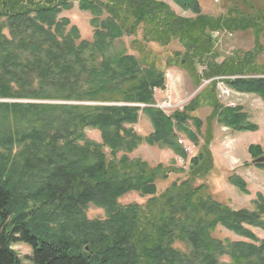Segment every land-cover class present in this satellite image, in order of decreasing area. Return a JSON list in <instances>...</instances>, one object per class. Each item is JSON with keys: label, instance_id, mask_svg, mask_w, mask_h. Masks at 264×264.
I'll list each match as a JSON object with an SVG mask.
<instances>
[{"label": "trees", "instance_id": "1", "mask_svg": "<svg viewBox=\"0 0 264 264\" xmlns=\"http://www.w3.org/2000/svg\"><path fill=\"white\" fill-rule=\"evenodd\" d=\"M174 1L194 16L178 17L151 0H0V100L61 103L0 102V264H26L17 245L30 250V264H264V239L252 231L264 232L263 195L254 194L250 209L233 210L207 184H196L213 167L214 124L236 134L258 130L241 107L218 103L215 79L264 104V16L235 10L214 18L193 9L194 0ZM74 2L92 17L90 42L57 19ZM140 28L130 47L138 57L113 50L114 41ZM247 30L253 49L217 61L212 34ZM173 40L183 53L167 66L183 70L196 88L210 83L166 116L152 106L153 90L165 80L146 46ZM204 106L211 113L201 121L195 113ZM140 115L151 128L145 136L134 129ZM86 130L98 132L100 142L88 140ZM181 135L194 146L200 136L204 141L187 171L130 158L147 145L186 160ZM247 154V166L264 173L261 146L249 145ZM180 174L182 181L157 194L156 183ZM227 182L250 195L239 176ZM131 193L145 203L121 204ZM91 206L104 218L88 219ZM218 227L240 240L215 238Z\"/></svg>", "mask_w": 264, "mask_h": 264}, {"label": "rangeland", "instance_id": "2", "mask_svg": "<svg viewBox=\"0 0 264 264\" xmlns=\"http://www.w3.org/2000/svg\"><path fill=\"white\" fill-rule=\"evenodd\" d=\"M158 3L164 4L168 9H170L175 15L182 18H191L194 16L189 11H183L185 7L178 5L174 0H151ZM195 4L193 9H200L201 14H206L211 17H226L232 14L235 10L248 17L264 16V0H194ZM182 4L188 5L189 2L182 0ZM72 7L68 11H62L57 19L65 18L69 21V26H74L78 30V35L80 40L92 41L94 30L91 26V16L89 13L78 10L77 3L71 4ZM135 3H131L134 6ZM184 6V5H183ZM124 7V5H123ZM191 9V8H187ZM213 33V39L215 40L214 51L218 55V60L221 61L223 58L232 55L235 52H248L253 49V33L251 30L234 32L229 34L225 31ZM141 28L137 31L136 36H123L122 38L114 41L113 50H124L126 54L138 57V54L132 50L131 43L134 39H141ZM261 39V40H260ZM260 42L264 51V37L260 35ZM146 50L156 57V64L163 69L166 74L169 75L167 82L165 81V88L154 89L153 99L159 104L163 101L170 99L171 103L179 104L182 106L187 104L190 100L195 98L204 89H207L206 82H200L199 86L196 88L193 85L191 79L186 75V73L179 69L178 67L165 66L166 62L173 58L175 52L183 53V47L176 41H172L167 47H161L158 44L150 43L146 46ZM259 60H264L263 54H260ZM170 64V63H169ZM201 68H198V73ZM166 79V78H165ZM222 82L218 80L216 89V99L220 105L224 106V101L219 96V87ZM225 86V84H222ZM229 90L232 94L228 100L232 102L231 104L225 105H235L234 107H241L243 112L248 115L249 121H252L258 126L256 132H245L241 134H236L223 127L213 125V140L209 146V151L212 159V170L210 174L205 177V179L199 180L196 184L204 183L207 184L208 190L213 195L215 200L221 202L233 210L240 209H250V201L254 198V194L259 192L264 197V173L255 169L252 166H247L251 164V160L247 154V147L249 145H259L264 150V105L263 103L252 95H236L237 93L228 87H224ZM163 90V91H162ZM155 91V92H154ZM205 91V90H204ZM203 93V92H202ZM2 103H56L50 101H9L0 100ZM56 104H61L60 102ZM73 105H96L93 103H71ZM119 106V104H118ZM142 107V106H141ZM211 113V109L204 106L199 108L195 116H197L201 121ZM135 131L141 135L145 136L151 132L150 125L147 119L140 115L138 123L134 127ZM202 128V132H203ZM191 130L194 129L191 127ZM85 136L88 140L99 143L100 137L98 132L93 130H86ZM181 141L186 147L190 148V152L187 153L186 160H181L169 150L159 149L157 147H149L147 145H141L138 147L131 155L130 158H139L146 162L149 166H155L157 164L162 165H173L175 168L183 169L187 171L188 161L191 157L198 153L199 146H201L204 141L200 136L198 139V144L194 146L188 140H186L182 135L179 136ZM230 175H237L242 178L247 184L248 191L250 195H241L236 188L229 185L227 182V177ZM185 178V175H171L168 180L156 183L157 194L164 191L172 182H180ZM147 198H140L137 194L131 193L120 199L121 204L137 203L144 204ZM86 216L88 219H103L104 214L100 209L94 207H88L86 211ZM253 233L260 239H264V232L259 229H252ZM214 237L218 239H229V240H240L238 237L234 236L232 233L218 227L214 232ZM22 261L26 264H30L27 257L30 255V250L23 245H17L13 248ZM224 262V261H222Z\"/></svg>", "mask_w": 264, "mask_h": 264}, {"label": "built area", "instance_id": "3", "mask_svg": "<svg viewBox=\"0 0 264 264\" xmlns=\"http://www.w3.org/2000/svg\"><path fill=\"white\" fill-rule=\"evenodd\" d=\"M166 77L169 78V75L166 74ZM224 87L225 86H223L222 84H220V87H219L220 97L223 100H227L232 94L229 92L228 89H226ZM181 107H182V104L179 105V104L171 103V101H170L169 98H167V100L163 101V103H161L159 105H158V103L156 104V108L162 110L165 113H170L171 111H173V110H175L177 108L180 109ZM185 151L188 153L190 151V149L188 147H185Z\"/></svg>", "mask_w": 264, "mask_h": 264}, {"label": "flooded vegetation", "instance_id": "4", "mask_svg": "<svg viewBox=\"0 0 264 264\" xmlns=\"http://www.w3.org/2000/svg\"><path fill=\"white\" fill-rule=\"evenodd\" d=\"M132 2H134V3H142L143 2V0H132ZM146 3H148V1H146ZM150 8L151 7H153V6H149ZM168 65V64H167Z\"/></svg>", "mask_w": 264, "mask_h": 264}, {"label": "water", "instance_id": "5", "mask_svg": "<svg viewBox=\"0 0 264 264\" xmlns=\"http://www.w3.org/2000/svg\"><path fill=\"white\" fill-rule=\"evenodd\" d=\"M85 250H87V247H85Z\"/></svg>", "mask_w": 264, "mask_h": 264}, {"label": "crops", "instance_id": "6", "mask_svg": "<svg viewBox=\"0 0 264 264\" xmlns=\"http://www.w3.org/2000/svg\"><path fill=\"white\" fill-rule=\"evenodd\" d=\"M252 122V121H251ZM253 123V122H252Z\"/></svg>", "mask_w": 264, "mask_h": 264}]
</instances>
